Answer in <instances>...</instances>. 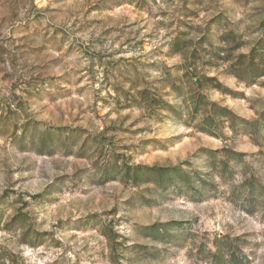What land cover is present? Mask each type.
Here are the masks:
<instances>
[{
	"label": "rangeland",
	"instance_id": "rangeland-1",
	"mask_svg": "<svg viewBox=\"0 0 264 264\" xmlns=\"http://www.w3.org/2000/svg\"><path fill=\"white\" fill-rule=\"evenodd\" d=\"M264 264V0H0V264Z\"/></svg>",
	"mask_w": 264,
	"mask_h": 264
},
{
	"label": "trees",
	"instance_id": "trees-1",
	"mask_svg": "<svg viewBox=\"0 0 264 264\" xmlns=\"http://www.w3.org/2000/svg\"><path fill=\"white\" fill-rule=\"evenodd\" d=\"M230 262H232V264H242L240 259L232 253H230Z\"/></svg>",
	"mask_w": 264,
	"mask_h": 264
}]
</instances>
